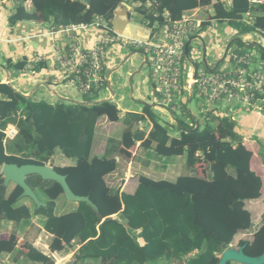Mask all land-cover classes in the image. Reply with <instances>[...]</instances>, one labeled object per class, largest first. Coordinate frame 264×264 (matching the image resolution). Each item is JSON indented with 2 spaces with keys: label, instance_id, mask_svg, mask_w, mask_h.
<instances>
[{
  "label": "trees",
  "instance_id": "16d2710c",
  "mask_svg": "<svg viewBox=\"0 0 264 264\" xmlns=\"http://www.w3.org/2000/svg\"><path fill=\"white\" fill-rule=\"evenodd\" d=\"M18 1L10 18L11 25L33 22L56 30L91 25L97 16L111 28L116 10L125 2ZM129 1L137 18L154 34L195 10L212 7L214 14L210 20L227 24L239 35H257L260 45H264V4L250 0H233L229 4L218 1L215 5L213 0ZM28 2L31 10L27 8ZM248 13L254 19L253 25L244 21ZM209 25L206 22L202 28ZM237 41L243 47L242 40ZM255 48L264 58L261 49ZM26 66L25 62L9 63V68L17 71H23ZM42 68L44 64L39 63L32 71ZM98 95L88 102L99 101ZM0 96V259L9 256L14 264L21 260L24 264H55L50 255L28 247L25 241H21V246L27 252L20 249L17 232L9 238L1 237L2 223H12L22 229L36 217L44 219L43 228L53 237L49 245L51 254L73 251V264H173L175 261V264H219V256L240 234L256 232L260 242L247 245L245 252L253 257L264 253V221L260 231L256 230L252 215L246 209V203L261 199L264 180L253 171V152L245 146L230 116L214 110L211 119H205L201 129L191 134L180 128L193 130L196 126L193 120L191 124L178 121L177 126L164 123L150 107L144 108V115H127L124 121L127 129L120 142L124 148L130 149L141 142L143 149L166 160L187 155L191 166L205 163L207 174L204 178L180 176L176 182L140 176L136 193L128 195L110 188L106 182V177L118 169L117 155L128 153L110 142L104 156H92L99 120L107 118L112 123L121 120V111L115 103L50 104L28 99L6 84H0ZM129 117L133 120L131 123ZM147 119L153 127L145 139L146 133H133V126ZM9 126L18 131L13 140L7 139ZM172 131L178 136L174 137ZM58 151L75 164L55 167L56 171L67 176L76 195L91 199L104 220L86 203H75L73 210L58 215L57 201L65 196L61 186L37 175L29 176L27 183L47 204L46 208L36 209L30 199H22L23 190L19 186L5 185L4 165H49ZM139 239L145 241L144 246Z\"/></svg>",
  "mask_w": 264,
  "mask_h": 264
},
{
  "label": "crops",
  "instance_id": "0c3cea01",
  "mask_svg": "<svg viewBox=\"0 0 264 264\" xmlns=\"http://www.w3.org/2000/svg\"><path fill=\"white\" fill-rule=\"evenodd\" d=\"M218 1L229 4L233 0H213V5H215ZM129 2L132 1L130 0ZM18 5V0H0V84L9 85L10 83L14 90L21 93L28 99L32 98L36 101H46L50 104H56L58 102L75 103L76 101H72L56 91L57 88L61 86L57 85L55 82L58 77V73L53 62V50L56 45H60L65 48L66 45L69 44L67 35L65 33L53 31L52 27L48 25L33 22H20L16 25H11L10 18L15 13ZM132 7L133 6L131 4H128V9H131ZM27 8L29 10L32 9L31 2L27 3ZM211 10H213L212 7H206L198 9L197 12H199L201 19L207 21L209 18H205L204 14L205 12L209 13ZM130 22L138 28L135 31L137 34V37L135 38L150 40L156 44L166 42V37L162 30L154 34L151 29L147 28L146 24L141 22V20L139 25H137L134 20H130ZM215 22L212 21L207 28H202L195 39L204 45V60H206V63L204 61L203 62L209 68L226 65L227 61H223V59L227 54L236 51L239 48L243 49L242 46L237 44L238 39L242 40V44H244L243 41L245 37L249 38V43L251 45L256 46L255 44H262L260 37L257 35H239L231 28H228L226 36L221 38V32L216 28ZM214 28L215 31H211ZM101 35L102 33L99 30H90L86 33H82L80 37L81 43L85 48H91L94 46L96 39ZM233 47L234 49L231 50ZM124 49L125 48L119 45H115L111 47L109 51L106 74L110 84L108 86V92H105L108 93V96L104 98L113 99L112 102L115 103L121 111V120L117 123L109 122L107 118L99 120L94 137L92 151L93 157L104 156L107 145L110 142L120 145L123 134L127 129L124 122L127 115H144V108L147 107L145 104H148L150 108L158 111L156 109L158 95L155 85L150 77L149 69L147 71L148 73L146 72L142 78L136 79V76H140L145 68H149L146 64L145 54L139 50L133 52L128 51L127 55L123 53ZM211 50L215 51V57L211 54ZM211 56L215 58L212 63L209 61V57ZM134 57H142V64L138 68L135 66L136 64H133L132 62V58ZM191 60L193 61V59ZM10 62L13 64L25 62L27 63V66L23 71H17L9 68ZM127 62L129 68L128 81L132 84V93L128 95V101L127 99H121V102H119L116 99V95L112 87L113 76L115 73L119 72L122 67L127 64ZM39 63L44 64V68L38 72H33L32 69ZM193 63L195 62L193 61ZM196 64L199 66L197 62ZM130 67L132 70H130ZM17 82L21 83L25 90L17 88L15 85ZM45 85H47V87ZM110 87L112 91L109 90ZM130 97L133 101L130 100ZM185 99L188 107L191 101L190 97L186 94ZM188 99L189 101L187 102ZM1 100L2 97L0 96V101ZM77 102L84 101L78 100ZM217 110H219L221 114L230 116L235 121L237 125V133L243 138L245 146L253 152L251 162L252 169L264 180V113L250 111L239 105H224L217 108ZM189 112L192 117L198 119L191 110H189ZM132 121V118L129 117L128 122L131 123ZM172 124L178 125V122L174 119ZM152 127L153 125L148 119L145 122H137L133 126V133L144 132L146 133L145 139H147ZM8 130L14 131L16 135L18 133L14 126H9ZM171 133L174 137L177 136L174 131ZM120 148L124 149L128 154L117 155L118 169L115 173L106 177V182L110 188H116L115 190H120L121 193L134 195L139 186L138 179L140 176L156 180L176 182L180 176H184L180 175V173L186 171L189 173L187 176L207 177L206 164L200 163L197 165L196 163L191 166L187 155L177 157L172 160H166L165 158L155 156L152 151L143 149L141 142H136L130 149L124 148L123 145H120ZM197 155L200 159H202L201 154ZM58 160L61 162L60 165L55 164ZM49 165H53L54 167L70 166V164L64 161L63 158L56 155ZM110 180H116V182L114 183L112 181L113 183L110 184ZM112 185L116 187H112ZM26 204L31 205L29 202ZM246 205L251 206L252 209H249V212L252 215L254 227L256 230L258 229V231H260L264 221V190L262 191L261 199L248 202ZM43 224L44 219L36 217L29 225H24L22 229H31L33 225L37 226L41 233H45L47 238L50 239V245L53 237L45 232ZM255 234H257V232L252 235ZM4 235V232L1 231V237H4ZM139 243L141 246L145 245V241L143 239H139ZM51 255H53V257H56V255L60 256L62 261L71 260L69 264L74 263L75 252L73 251L69 253Z\"/></svg>",
  "mask_w": 264,
  "mask_h": 264
},
{
  "label": "built area",
  "instance_id": "2783aa9c",
  "mask_svg": "<svg viewBox=\"0 0 264 264\" xmlns=\"http://www.w3.org/2000/svg\"><path fill=\"white\" fill-rule=\"evenodd\" d=\"M250 2L264 4V0ZM123 7L129 13L130 20H135L137 14L134 6L128 9V0H125L116 12ZM122 19L128 20L125 17ZM244 21L254 24L250 13L245 15ZM206 22L211 23L212 20L201 19L195 10L185 15L180 22L165 25L162 31L166 42L158 44L135 38L128 32H117L112 21L110 28L98 16L91 25H71L59 30L52 28L58 33H65L69 40L65 48L60 45L54 47L53 62L58 73L55 82L59 86L71 87L88 98H94L102 91L108 92V54L111 47L119 45L145 54L158 95L156 109L162 113L172 115L182 109L178 100L186 104V94L190 100H199L200 112L207 120L211 119L210 114L214 110L224 105H239L250 111L264 113V58L258 55L256 46L249 43V38H244L243 49L239 48L225 56L223 61H227V64L221 67L198 66L196 70L190 56L186 57L187 43L197 38ZM90 30H99L102 35L96 39L93 47L85 48L80 37ZM6 135L7 139L16 137V133L8 129Z\"/></svg>",
  "mask_w": 264,
  "mask_h": 264
},
{
  "label": "rangeland",
  "instance_id": "374dc122",
  "mask_svg": "<svg viewBox=\"0 0 264 264\" xmlns=\"http://www.w3.org/2000/svg\"><path fill=\"white\" fill-rule=\"evenodd\" d=\"M204 15H205V18H207V19L211 18L213 16V10H211L209 13L205 12ZM134 21L137 25L140 24V20L138 18H136ZM215 23H216L215 24L216 28L221 32L220 37L224 38L226 36L227 30L229 28L228 25L224 24V23H217V22H215ZM211 31L214 32L215 28L212 29ZM233 49H234V47L231 50H233ZM191 50H192L191 59H193V61L195 63L197 62L199 64L200 68L206 67V65L203 62L204 61V54H205L204 45L195 40V41H193V44L191 46ZM128 51L133 52V51H139V50L134 49V48H130V49L126 48L123 50V53L128 55ZM256 52L258 53V55H261L259 50L256 49ZM211 54L215 57L216 53L214 50H211ZM213 56L209 57V61L211 63L214 62V59H215ZM132 62H133V64H136L135 66L138 68L142 64V57H134V58H132ZM128 69L129 68H128V62H127V64L124 65L122 67V69L119 72L115 73L113 76L112 87L114 89L116 99L119 102H121V99H127V101H128V95L130 93H132V89H131L132 84L130 83V81H128ZM148 69L149 68H145L140 76H136V79L142 78V76L145 75V73L148 71ZM130 70H132L131 67H130ZM149 73H150V70H149ZM15 85L17 88H22L23 90H25L22 87L21 83L17 82ZM56 91H57V93L61 94L62 96H65L68 99H70L72 101H76V102L78 100L88 102V99H89L88 97L80 94L77 90H75L71 87H68V86L58 87ZM98 96L100 99H104L108 96V93H105L104 91H102L99 93ZM130 100L133 101L131 99V97H130ZM188 101H189V99L187 100V102ZM178 105H182L183 109L176 110L172 115L170 113H162L160 111H156L155 109H152V110L156 113V115L158 116V118L162 122L169 123L171 125H173L172 122L174 119L177 122L178 121H184V122H187L188 124H190V122L193 120V117L189 112V110H191L194 113V115L198 118V120L201 122L202 126L204 125L205 117L200 112L199 100L197 98L191 100L188 107L186 104H182V101L180 99L178 100ZM175 135L178 136V134L176 132H175ZM56 156L63 158L64 161H66V162H68V164H70V166L75 164L74 160L67 159L66 157L62 156V154L59 151L57 152ZM55 164L60 165L61 162L58 160L55 162ZM51 166L54 167L53 165H51ZM188 174L189 173L186 171H183L180 173V175H184V176H187ZM112 181L110 180V184H112L113 182L114 183L116 182V180H114L113 182ZM112 187H116V186L112 185ZM57 204H58V207H57L56 212L58 215H63L65 213H68L69 211L73 210L76 207L74 202L67 201L66 196H62L57 201ZM246 209L249 211V209H252V208H251V206L246 205ZM19 230L20 229H18L14 224L12 225V224L6 223V222L1 224V231L4 232V234H5L4 237L9 238L12 233L18 232L19 247L24 252H27V251H26V248H24L25 246L24 247L21 246V241H25L26 243H28V247L33 246V247L37 248L38 250H40L41 252L45 253L46 255H50L54 259L55 264H69L70 263L71 260L62 261V258L60 256L56 255V257H53V255H51V252L48 248L50 239L47 238V235L45 233H41V231L39 230V228L37 226L33 225V227H31V229L26 228L25 230L21 229L22 231L21 230L19 231ZM8 233H10V234H8ZM258 236H259L258 234H255V235L240 234L234 240L232 246L236 249H239L240 246H242L245 243H247L248 246H255L258 242H260ZM175 263H177V261H175L173 264H175ZM0 264H14L13 258H9L8 256L3 257L2 259H0ZM19 264H24V260H21ZM234 264H237V263H234Z\"/></svg>",
  "mask_w": 264,
  "mask_h": 264
},
{
  "label": "water",
  "instance_id": "95a60500",
  "mask_svg": "<svg viewBox=\"0 0 264 264\" xmlns=\"http://www.w3.org/2000/svg\"><path fill=\"white\" fill-rule=\"evenodd\" d=\"M87 4H90L92 0H81ZM122 17H125L128 20L122 19ZM171 20V17H168V21ZM112 26L115 31L117 32H128V34L133 35L134 37H137L136 30L138 29L135 27L133 23L130 22V15L127 12L126 8H122L120 11L116 12V16L114 20H112ZM193 43V40L189 41L186 45V57L190 56L191 50L190 47ZM258 46L261 51L264 53V47H262L260 44H255ZM205 59V57H204ZM206 63V60H204ZM146 64H147V58H146ZM206 65V64H205ZM194 67L197 70L198 65L194 63ZM110 84V82H109ZM9 86L14 90L12 85L9 83ZM47 87V85H45ZM110 91H112L111 87L109 88ZM17 92L16 90H14ZM19 93V92H17ZM22 95L21 93H19ZM23 96V95H22ZM112 98L100 100L97 102H73L74 104L81 105V106H94L97 104L102 103H109L112 102ZM145 106L150 107L148 104H145ZM195 121V128L193 130H186L184 128H180L181 131L186 133H197L201 129V124L198 119L193 117ZM2 175L5 179V185L9 186V184H15L19 186L23 193L21 195V198H27L30 199L34 205L36 206V209L40 208H46L47 204L43 203L37 194L33 191V189L28 185L27 178L32 175H37L41 177L44 181H52L59 184L64 192V195L67 198V201L74 202V203H86L89 206H91L97 213V215L104 220L103 216L100 214L98 207L91 201L89 197L84 196H78L76 195L72 189L70 188L67 176L62 175L56 171L54 167L51 165H45V166H38V165H24V166H18L15 164H6L2 168ZM247 248V244L243 245L239 249L234 248L233 246H230L227 250H225L220 256H219V264H229V263H237V264H264V253L260 256L253 257L246 254L245 250Z\"/></svg>",
  "mask_w": 264,
  "mask_h": 264
},
{
  "label": "flooded vegetation",
  "instance_id": "af4514ba",
  "mask_svg": "<svg viewBox=\"0 0 264 264\" xmlns=\"http://www.w3.org/2000/svg\"><path fill=\"white\" fill-rule=\"evenodd\" d=\"M247 244V243H246ZM245 245V244H244ZM243 246V245H242ZM242 246H240V247H242Z\"/></svg>",
  "mask_w": 264,
  "mask_h": 264
}]
</instances>
